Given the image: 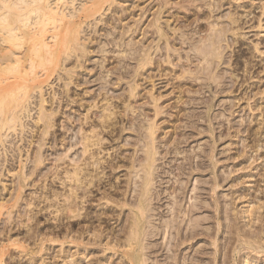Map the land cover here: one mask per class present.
<instances>
[{"label": "rangeland", "instance_id": "374dc122", "mask_svg": "<svg viewBox=\"0 0 264 264\" xmlns=\"http://www.w3.org/2000/svg\"><path fill=\"white\" fill-rule=\"evenodd\" d=\"M84 1L76 0L73 7L79 8ZM167 1L119 0L121 3L104 16L108 23L92 24L86 29L88 35H83V41L88 44L91 54L85 65L87 70H76L81 86H71L70 95L75 102L68 101L59 81L45 89L49 101L56 93L57 99L47 107L56 110L57 126L50 130L44 142L46 161L41 175L50 176L62 162L59 159L75 162L80 158V126L85 123V109L99 101L101 105L105 97L115 101L129 94V83L134 79L139 59L146 52L156 50L157 40L153 44L152 40L158 36L152 33L154 28L149 25L160 18L161 27L176 46L173 49L179 50L167 52L163 45V50L153 55L156 60L137 79L141 96L138 104L142 107L130 113L136 119V125L131 126L126 121L125 131L119 132V128L107 132L106 137L115 140L113 143L110 139L105 141L109 154L105 156V152L100 157L105 156L109 161L135 157L139 171V160L146 156L147 141L140 127L148 124V114L155 116L151 100L154 95L163 113L157 118L162 130L156 141V177L143 242L147 264H264V252L258 249L264 246V0H188L185 3L172 0L164 6ZM183 8L189 11L185 12ZM210 11L211 18H205ZM230 14L240 16L241 29L235 35L228 21ZM122 16L125 20L119 23ZM196 16L200 17L199 21H195ZM115 20V25L120 27L119 33L109 36L107 33H113ZM208 27L210 30H206ZM224 28L226 31L221 35ZM124 31H127L124 39H118L116 43L114 37L121 36ZM144 31H148L146 35L142 34ZM203 37L220 40L217 48L221 62L211 56L212 44L201 42ZM190 44L204 51V62L195 60L196 55L202 58L203 51H191ZM103 47L104 53L101 52ZM130 47L134 53L127 52ZM166 53L175 63L183 59L181 65L184 62V66L190 64L185 62L186 57H195L192 59L195 60L192 64L194 74L181 77L180 67L162 63L159 58H166ZM180 94H185L184 100L191 98V101L179 102ZM62 108L66 113L64 116L59 113ZM36 112L37 109L31 112L30 118L24 119L26 138L20 141L18 135L11 136L14 140L11 147L17 143L28 149L33 130L36 135ZM63 123L65 128L60 127ZM256 145H260L259 150ZM32 148L36 151L38 143ZM257 157L260 158L257 160ZM2 158L1 155L0 162ZM17 167L18 163L13 162L10 169ZM32 168L33 163L29 162L28 174ZM127 171L123 167L111 177L115 181L119 177L118 183L124 182L123 190H93L92 203L85 204L90 217L86 221L80 219L68 237L69 227L77 222L72 221L65 227L67 221L52 213L53 207H48L51 204L58 206L61 202L48 197L65 190L57 180L54 183L47 181L52 190H39L43 180L39 176L35 186L23 191L24 200L14 209L12 219L1 216L0 246H6L4 264H127L121 252L108 249L117 243L114 238L112 243L113 233L123 235L131 209L138 203L139 190H134V184L125 190L126 180H129ZM142 175L139 172L134 183L139 182ZM0 180V199L10 201L17 180L12 172L4 169ZM215 181L219 187L213 190ZM4 187L7 189L3 190ZM103 191L117 194L121 203L116 206L104 201L101 199ZM26 199H32L35 204L27 206ZM123 203L125 207H122ZM27 214L35 215V220L27 223L30 227L16 225L20 217L23 220ZM235 228L247 235V241L257 244L255 250L243 242L238 243L241 238L235 235L238 234ZM248 236L252 238L248 239ZM10 237L11 241H18L9 242ZM244 238L241 241L245 242ZM42 242V253L32 258V251H38L36 246ZM18 245L26 247L27 253H23ZM233 249L236 250L233 252Z\"/></svg>", "mask_w": 264, "mask_h": 264}, {"label": "bare ground", "instance_id": "6f19581e", "mask_svg": "<svg viewBox=\"0 0 264 264\" xmlns=\"http://www.w3.org/2000/svg\"><path fill=\"white\" fill-rule=\"evenodd\" d=\"M75 1L0 0V152L2 151L1 155L4 157L0 162V176L3 175L4 169L8 173L12 172V175L17 180L16 182L14 181V193L11 194V200L5 201V199H0V219L1 216H7L8 220L12 219L14 209L18 208L21 205L20 201L24 200L25 196H23V191L29 186H35V183L39 181V176L43 179L42 184L38 187L39 190H52V186H49L47 181L54 183L57 180L60 186L63 187L62 190L65 191L61 194L56 192L53 194L50 193L51 195L48 199L55 197L61 202L58 206L57 204H51L48 207H53L54 211L52 213L62 216L63 220L67 221L65 227H68V223L72 221L77 222L72 227H69V232L66 234L68 237L73 232L72 228L79 225L80 219L86 221L90 217V212L87 211L88 208L85 204L92 203L93 197L91 195L94 193L93 190L101 191L104 188V190H123L122 184L124 182L121 180L118 183L117 179L119 180V177L116 181L111 180V177L118 169L124 167L128 169L129 176V180H126L127 185L125 190H129L132 184H134V190H139L138 203L131 209V217L127 220L128 224L125 227L123 235L116 234V236L113 233L111 237L112 243L115 239L117 243L108 249L116 253L121 252L122 256L126 258L127 264H147L143 242L148 225V215L150 213L151 191L156 177L155 164L156 156L158 155L156 141L160 137L158 133L162 130L157 121L159 115L163 113L162 108L157 104L158 100L152 95L151 100L154 104L155 116L151 117L148 114V124L141 125L142 128L140 127V129L144 130L140 131H143L145 135L143 137L147 141L146 145L144 144L146 147V156L142 160H139V171L136 169V162L138 160L135 157H120L118 161H116V158L110 161L106 159L105 156L109 154V150L105 145V141L110 139V143H113L115 140L114 137H106V133L115 132L119 128H121L119 132L125 131L127 126L125 124L126 121L131 126L136 125V119L131 117L130 113H134L142 107L141 104H138L141 96L139 91L140 84L137 79L143 76L146 68L156 60V58H153V55L163 50V45L164 50L167 52H170L176 46L174 44L172 45L170 38L165 33L163 27H161L160 18L151 23L149 28H154L152 33L158 36L152 40V44L157 40L156 50L153 53L151 51L146 52L139 59L138 68L134 71V79L129 83V94L115 101L111 97H105L102 99L105 103L102 101L100 105L101 101H99L97 105L91 106L88 110L85 109L87 113L84 115L83 121L89 124V127L87 128L85 123H82L80 126V131H82L80 138L82 152L80 158L75 162L65 161L64 158L59 159L62 162L56 165L54 172H51L52 174L50 176L41 175V168L46 161L43 155V147L46 145L44 142L47 140L46 138L50 130L57 126L56 110L52 108L48 109L47 107V104L57 99L56 93L54 92V95L52 94L51 101H49L46 98L45 89L47 87L52 88L53 83L59 81L64 90L63 94L68 101L71 103L75 102L74 99H71V86L73 85L77 88L81 86L80 78L76 70H87L85 65L89 61L91 54L88 44L85 40L83 41V35H88L86 29L92 24L108 23L109 20L104 18L106 12H112L116 8V5L121 3H119V0H85L77 8L73 7ZM171 1L168 0L165 2L164 6H167ZM186 1L193 2L194 0H182V3ZM179 4L181 2L176 3V5ZM183 9L185 12L189 11L188 8ZM210 12L204 17L210 19L212 11ZM239 17L234 14H230L228 17L230 29L234 35L241 29L239 28ZM118 20L119 23H122L125 18L122 16ZM199 20L200 17L196 16L195 21ZM116 21L112 24L113 33L108 32L107 35L114 36L116 33H119L120 27L115 25ZM209 28L206 30H210ZM225 31V28L220 31L221 35ZM147 32L144 31L142 34L146 35ZM126 33L127 31H124L121 36L114 37V41L116 43H118V39L122 41ZM218 38H220V35ZM218 38L209 39L208 37H203L200 40L203 43L207 41L211 42V48L209 47V50H211L210 54L213 58H217L221 62L222 56L217 48V41H220ZM160 42H163V44L160 45ZM183 44L186 43L184 42ZM190 45L192 47H190L191 51L195 50L198 52L200 50L197 47H193L194 45ZM150 47L151 45L148 46L147 50ZM129 49L128 51L127 49L125 50L128 53H134L132 52L133 48L130 47ZM173 50L178 51L179 49L176 48ZM200 51L202 52L203 50ZM101 52H106V49L103 47ZM202 53L200 54L202 58L197 55L196 58L194 57L199 63L206 60L205 53ZM159 59L162 63L180 67L182 70L181 77L186 74H194L192 64L195 60L192 61L190 57L185 58V62L190 63L187 66H184V62L181 65L183 59H178V62L175 63L169 53H166V58L163 59V57H160ZM118 64L115 66L116 69L119 67ZM149 78L151 79V77ZM213 80L216 81V78L213 77ZM184 98L185 94L184 96L180 94L178 98L179 102L183 101L185 103L187 100L191 101V98H187V100H184ZM32 105H35V108H32ZM35 109H37V117L35 119V127L37 130L36 135L33 130L28 149L25 150L24 147L18 146L17 143H14V148L11 147L14 142L10 138L11 136L18 135V137H21L20 141L26 138V122L24 119L30 118L31 112ZM93 109H96V111L92 112ZM59 113L63 116L66 114L64 113V108ZM66 121H68V117ZM60 127L65 128V124H60ZM37 143V150L35 151L33 148L31 150L32 145L35 146ZM255 147L258 148L257 150L260 149V145H256ZM105 152V156L100 157ZM259 158L257 157V160ZM13 162L18 163V167L10 169ZM29 162L33 163V168L31 169V173L28 174L26 169L28 168ZM139 172L143 173V175L140 176L139 182L135 181L134 183V178L139 175ZM215 178L214 180L217 181L218 177L215 176ZM213 187V190H216L219 187L218 182ZM6 189L7 187L3 188V190ZM103 194L101 199L104 201L107 200L112 204L115 203L116 206L121 203V201L119 202L120 198L117 194H109L106 191H103ZM124 201L127 204L126 200ZM26 203L29 207L35 204L32 202V199H26ZM125 203H123L124 205L122 207H125ZM128 207L132 208L130 206ZM33 220H35V215L29 216L27 214L23 220L20 217L16 225L18 224L19 227H30V224L27 223H31ZM32 227H34V224ZM235 231L238 233H235L236 236L238 235L241 240L245 237L244 240H246L244 242L236 239L239 241L238 243L243 242L249 248H254L255 250L257 247L256 243L250 242L251 240L247 241V235L245 236L239 229L235 228ZM11 238H9V242L15 243L18 241V239L11 241ZM251 238V236H248V239ZM43 244L42 242L36 246L38 251H32V258L42 253ZM18 247L23 249V253H27L28 250H25L26 247L21 245H18ZM123 248L124 250L120 251ZM258 249L259 252L260 250L264 252V246L258 247ZM234 250L236 249H233V252ZM5 256L6 246L2 245L0 246V264L6 262ZM233 264H236V262Z\"/></svg>", "mask_w": 264, "mask_h": 264}]
</instances>
